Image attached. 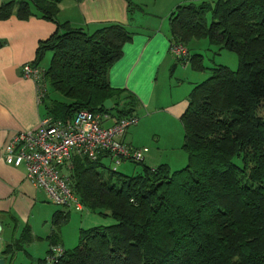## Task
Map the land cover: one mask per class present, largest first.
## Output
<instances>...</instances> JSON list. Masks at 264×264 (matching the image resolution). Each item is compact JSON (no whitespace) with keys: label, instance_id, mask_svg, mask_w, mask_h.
Returning <instances> with one entry per match:
<instances>
[{"label":"trees","instance_id":"1","mask_svg":"<svg viewBox=\"0 0 264 264\" xmlns=\"http://www.w3.org/2000/svg\"><path fill=\"white\" fill-rule=\"evenodd\" d=\"M62 1L0 4V20L15 15L57 25L52 35L39 41L32 65L41 66L51 52L44 79L68 101L44 93L42 118L68 121L82 109L118 118L135 114L139 99L125 88L112 87L109 72L136 31L120 22L91 33L61 23ZM126 1L133 20L143 7ZM167 38L171 45L186 46L207 38L218 52L238 56L236 69L224 64L207 67L204 55L190 49L188 57L179 59L194 71L211 70L190 91L180 118L187 164L175 170L167 163L144 165L133 175L112 170L105 177L98 171L105 166L104 155L96 160L75 155L70 182L82 208L74 202L59 205L80 211L86 207L115 222L82 227L74 248H64L52 263L48 257L40 259L43 264H264V0L181 3L169 14ZM6 44L0 39V48ZM108 99L113 106L105 109ZM68 215L65 210L54 212L47 256L62 246L60 227ZM36 238L24 226L1 253L9 263L16 251L27 252L26 244Z\"/></svg>","mask_w":264,"mask_h":264},{"label":"crops","instance_id":"2","mask_svg":"<svg viewBox=\"0 0 264 264\" xmlns=\"http://www.w3.org/2000/svg\"><path fill=\"white\" fill-rule=\"evenodd\" d=\"M7 1L10 0H0V4ZM169 1L166 4H169L170 13L178 4L184 2ZM193 1L195 0L188 2ZM58 21L69 22L72 27L91 33L110 22L130 26L132 20L128 15L126 0H63L60 3ZM56 29L55 23L36 17L20 20L13 15L9 19L0 20V39L7 41V44L0 48V235L5 225L8 231L6 244L11 241L10 232H13L19 223L29 226L34 237L42 238L34 233V226L49 221L56 211L50 204L45 189L27 177L26 167L9 165L5 160V147L12 137L19 131L37 128L43 119L38 98V83L24 74L23 67L32 64L39 41L48 38ZM167 35L168 31L161 32L159 28L153 32L136 31L132 41L124 45L123 56L110 68L109 81L112 87L133 92L140 101L137 108H143L147 113L151 109H160L157 102L162 98L163 108L172 116L164 119L169 123L176 121L174 118L181 122L180 118L187 108L190 91L196 83L201 82L198 80L204 77L194 74L197 71L192 70L189 62L180 61V58L171 52ZM179 65H182L181 68ZM39 68L43 75L47 66H44L43 62ZM167 85L173 92L169 100L164 99L162 95L163 87ZM178 89H184V93H177L174 97ZM135 115L139 118L137 110ZM130 127L123 136L124 142L141 148L143 143L135 140L133 135L131 140H128ZM145 154L143 162L146 160ZM156 166L158 165L152 164L150 167ZM81 228L80 226L78 230ZM61 245L63 249L66 248L63 240ZM4 246L0 238V258L4 257L1 253Z\"/></svg>","mask_w":264,"mask_h":264},{"label":"rangeland","instance_id":"3","mask_svg":"<svg viewBox=\"0 0 264 264\" xmlns=\"http://www.w3.org/2000/svg\"><path fill=\"white\" fill-rule=\"evenodd\" d=\"M136 3H141L142 9L136 10L133 15V20L129 28L137 32H153L159 28L161 32L168 31L169 28V13L168 7L169 0H134ZM183 3H187L189 0H182ZM200 2V0H195ZM211 1V0H209ZM170 2V1H169ZM181 4V3H180ZM179 5V4H178ZM177 5V6H178ZM208 24L212 22L211 14L207 15ZM186 46V45H185ZM187 49H190V53H201L204 55V64L207 67H215L218 64L228 65L232 69H236L238 66V56L229 50H222L218 52V46L210 45L207 38L193 39L187 44ZM50 52L45 60L44 66H47L51 58ZM179 62V61H178ZM180 63V62H179ZM182 65H179L181 68ZM183 73V71H182ZM197 76H203L198 81H203L211 75V70L206 69L204 71L194 73ZM183 75V74H182ZM184 77V76H183ZM46 83L47 94L50 99H58L68 101V98L64 95L52 90L48 81ZM177 93H184V89H178L174 93V97ZM188 93V92H187ZM163 98L169 100L173 92L169 90V85L164 86L162 90ZM50 99L46 100V103L50 102ZM164 100L162 98L157 102V106L160 104V109H151L148 111L136 108L139 113V124L133 125L128 131V140H131V136L135 137V140L141 141V148L147 147L148 153H146V164H137L132 161H123L120 165L110 157H103L102 163L105 166H98V171L103 172L105 177L112 170H116L119 173L133 175L142 171L144 165L151 166L152 164L167 163L173 170L184 167L188 161V154L182 145L184 143V128L182 122L174 118L176 121L171 123L167 122L164 118H170L172 116L163 108ZM43 105L41 107V111ZM111 122L107 123L109 125ZM139 129V132H137ZM135 133V134H134ZM154 133V134H153ZM55 207V210L61 209L68 211L69 215L64 220L60 227V237L64 241L65 249H72L79 243V227H91L95 225H109L114 223L115 220L111 216H104L98 212H94L86 207L82 211L76 210L73 205H59L51 202ZM37 214V212H36ZM14 226V223H12ZM25 223H19L17 228L10 232V237H19ZM54 225L52 218L49 221L41 222L39 225L34 226V233L42 236V238H36L31 243L26 244V250L16 251L14 258L8 264H43L40 259L47 258V249L49 247V240L47 235L51 234ZM8 231L5 228L0 235L2 243L6 244L5 239H8ZM10 238V240H11ZM15 239V238H14Z\"/></svg>","mask_w":264,"mask_h":264},{"label":"built area","instance_id":"4","mask_svg":"<svg viewBox=\"0 0 264 264\" xmlns=\"http://www.w3.org/2000/svg\"><path fill=\"white\" fill-rule=\"evenodd\" d=\"M170 50L178 58L189 56V50L181 43L172 44ZM23 72L38 83L40 100L46 92L40 68L26 64ZM138 121L135 114L118 118L108 112L85 109L77 111L68 121L45 117L37 128L19 131L12 137L5 147V160L12 166L24 165L27 177L45 189L51 202L68 205L74 202L76 208L81 209L70 182L74 156L91 160L100 155L110 156L117 165L125 160L143 161L148 148L134 147L123 140L128 128ZM62 251V247L55 246L48 261H56Z\"/></svg>","mask_w":264,"mask_h":264},{"label":"water","instance_id":"5","mask_svg":"<svg viewBox=\"0 0 264 264\" xmlns=\"http://www.w3.org/2000/svg\"><path fill=\"white\" fill-rule=\"evenodd\" d=\"M112 106H113V101L111 99L106 100L102 105V107L105 109H110L112 108ZM1 230H2V223L0 222V232ZM0 264H6V259L4 257L0 258Z\"/></svg>","mask_w":264,"mask_h":264}]
</instances>
